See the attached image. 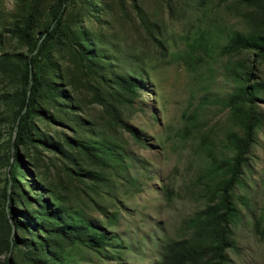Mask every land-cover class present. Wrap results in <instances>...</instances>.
I'll return each instance as SVG.
<instances>
[{"label": "rangeland", "instance_id": "obj_1", "mask_svg": "<svg viewBox=\"0 0 264 264\" xmlns=\"http://www.w3.org/2000/svg\"><path fill=\"white\" fill-rule=\"evenodd\" d=\"M57 14L72 32L48 40L16 177L32 203L42 193L111 236L99 247L66 240L68 264H157L163 237L180 235L228 175L211 166L234 154L227 133L243 130L227 98L264 82V53L225 45L235 30L264 34V0H0V190L25 111L23 61ZM135 77L134 92L119 84ZM253 102L261 121L231 190L230 264H264V98ZM21 249L0 261L31 264Z\"/></svg>", "mask_w": 264, "mask_h": 264}, {"label": "trees", "instance_id": "obj_2", "mask_svg": "<svg viewBox=\"0 0 264 264\" xmlns=\"http://www.w3.org/2000/svg\"><path fill=\"white\" fill-rule=\"evenodd\" d=\"M71 32L70 23L62 22L61 14H57L39 35L34 38L32 36L34 51L23 61L21 71L22 79L28 86L24 88L21 99L25 111H20L16 118V135L12 144L14 156L9 165L8 175L9 190L7 188L0 190V255L3 252L13 253L16 248L21 249V246H24L25 249L21 250L27 251L26 261H30L31 264H68L64 246L66 240L99 247L106 245L111 238L110 235L98 230L90 220L67 212L62 206L51 205L42 193L41 197L35 196L36 200L32 203L30 199L33 198L24 196L26 192L16 177L17 170L22 164L16 149L27 138V115L44 84L43 70L46 62L43 61L48 58L47 53L52 45L48 40L56 38V41H59ZM225 48L229 51L251 48L264 53V34L235 30L230 34ZM243 77L248 79L249 72ZM137 82V77L119 80L121 87L129 92L136 90L139 86ZM261 97L264 98L262 81L241 84L228 96L227 102L232 108L231 111L240 119L243 130L241 133L236 131L227 133V141L234 150L232 156H224L219 160L215 156L211 157V166H223L227 169L228 175L219 181V192L217 190L209 194L204 207L196 209L181 222L180 235L175 238L163 237L158 244L157 264H230V251L237 247L234 223L239 215V208L232 199L231 190L240 181L241 165L245 162L255 128L261 121L253 102L254 98ZM261 218L264 219V215ZM255 222L257 229L259 219H255ZM43 230L45 237H39L37 231ZM261 232L259 229V233ZM55 253H58L60 261L55 263L47 261L49 257L53 258ZM0 264L15 263L14 259L8 256L1 260Z\"/></svg>", "mask_w": 264, "mask_h": 264}]
</instances>
